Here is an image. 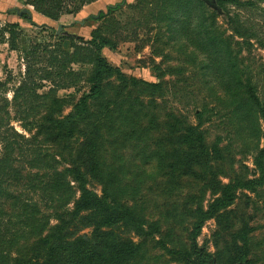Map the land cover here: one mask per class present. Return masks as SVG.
<instances>
[{
  "label": "rangeland",
  "instance_id": "374dc122",
  "mask_svg": "<svg viewBox=\"0 0 264 264\" xmlns=\"http://www.w3.org/2000/svg\"><path fill=\"white\" fill-rule=\"evenodd\" d=\"M36 3H0L8 112L0 119L17 132L0 135V182L9 188L0 196V264L45 262L52 243L41 239L63 213L69 223L58 236L74 243L66 257L76 264L88 247L79 238L96 240L105 215L116 220L102 227L107 247L85 263L264 264V0H74L73 14L61 13L63 0ZM15 6L34 23L10 13ZM103 40L111 46L99 54ZM98 55L124 76L90 95ZM93 136L104 169L86 184L107 205L75 216L80 191L65 168H85L80 145ZM197 144L208 148V166ZM250 180L211 214L222 184Z\"/></svg>",
  "mask_w": 264,
  "mask_h": 264
},
{
  "label": "trees",
  "instance_id": "16d2710c",
  "mask_svg": "<svg viewBox=\"0 0 264 264\" xmlns=\"http://www.w3.org/2000/svg\"><path fill=\"white\" fill-rule=\"evenodd\" d=\"M38 1L43 2L44 0H27V3L33 4V5L38 7V5L36 3ZM73 1L74 0H63V3L60 4V5H62V8H61L62 14L63 13L73 14V13L77 12V10L79 9L78 7L81 4L78 2L79 5L75 4L72 8V6L71 7L69 6L70 5L69 2L72 3ZM82 1L84 4L86 2H93L94 0H82ZM228 1H233V0H217V3L219 6L224 7L226 2H228ZM57 6L59 8V5H57ZM57 6H54V7H57ZM120 6H121V4H119V3L116 5L109 6L108 12H112L114 9L119 8ZM15 11L18 14H23V17L27 18L32 23H34V20H33V17L31 15L30 11L25 13V12H22V10H20L21 13H19V9H15V8L10 9V13L15 12ZM61 13L56 15V17L58 19L61 16ZM105 15L106 14L103 11H101L98 17L90 16V18L101 19ZM11 28H14V27L12 26ZM92 42L96 43L95 41H92ZM105 46H111L110 42L103 40L100 44L97 43V47H96L98 49L97 52L100 54V51ZM96 61H97V64H96L95 70L93 71L92 75L88 79L89 84L92 85L90 95L95 94L97 91H99L100 83H102L104 81V79H106L107 77H110L114 74H118L119 76H124L122 71L119 68H116V67L108 64V62L105 59H103L100 55L97 56ZM87 98H89V96L84 97V99H87ZM4 108H3V106L0 105V113L4 112L5 114H8L7 111L5 112ZM197 114H200V112H197ZM42 121H49V119L37 121L40 126L43 123ZM10 123H11V121L6 122L4 119H0V135L4 134L3 131L7 132L9 130H12L17 134V132L14 130V128L10 125ZM34 123H35V121H34ZM65 127L68 128V124L65 125ZM41 128L44 130L46 128V125H45V128L42 126H41ZM193 131H194V134L192 135V138L201 137L202 134H198L201 132H197L198 131L197 129H193ZM67 135L68 134L56 135V136H54V139L52 141L55 143L56 142L59 143L61 140H63V138H67ZM51 136H52V134H51ZM5 137L6 136H4V138ZM16 141H19V140H16ZM10 142H13V141H10ZM8 143H9V141H7V144ZM100 145H101V141L97 136H93V137H89V138L86 137L85 140H83V142L80 145L81 146L80 152H81V154H84V158L82 161L86 165L84 168L85 170L81 169V164L74 165L73 167L71 166V167L65 168L66 176L71 177V179L74 178V182L77 183L78 191H80V197L76 201L75 209L73 211L74 212L73 214L75 216H79L80 213L84 210L104 209V206L107 205L106 203L103 202L104 199H102V203H101V201L99 203L100 197H98V195L95 192L91 191L87 187V184H86L87 180L85 178V176H87L88 174L97 176L96 173L103 172L104 166L102 167V161L104 159V156H103L102 152L100 151V149H101ZM196 149H198V150H196ZM194 151L196 154H198V156H197L198 160L205 162L206 163L205 165L208 166L212 162L211 161V154L209 153V150L207 147H205L203 145L201 146L200 144H197V146H194ZM86 158L88 159V161L86 160ZM203 165H204V163H203ZM63 176L66 177L64 174H63ZM253 183L254 182L252 180H250L247 182L246 181L245 182H231L229 184H222V186L220 188V195L217 196L209 206V211L211 212V214L214 215V213H218L220 210H223V209L229 207L230 204L236 198V196H237L236 191L239 189V187L241 185L245 186L247 184H253ZM69 185L73 191V187L71 186L70 182H69ZM5 193L9 194V188H3V186L0 182V196H3ZM106 197H107V195H106ZM115 207H118V204H116ZM109 208L113 210L114 207L111 208L109 206ZM203 211H204L203 209H199V212L202 213ZM128 212L129 211H127V213ZM64 215H65V213H63L62 215H59V218H58V219H60L62 224H57L56 226H52V227L48 226L49 230H48L47 236H45V238L41 239L42 242L46 243V241H49L52 244H50L49 248H47V254L45 256L47 258H46L45 262H43V263L39 262L38 264H76V263L72 262L71 260L68 261L67 257H66V255L74 254V250L72 248V245L74 243L70 244L68 241L63 240V238H65V237L58 236V233L61 234V230L63 229L64 225L66 223L67 224L69 223V221L65 218ZM114 223H116V220L112 216L105 215L102 218V220L96 224V226L93 230V232H94L93 235L96 237L97 241L95 239L92 240L89 238H87V239L86 238L83 239L81 237L79 238L80 240L84 241L88 245V247H86L83 251L81 250V253L78 255L80 257V259L83 260V262L81 264H89V263L84 262V256L85 257L90 256L93 251L100 254V253H102V250H104L107 247L102 241L106 239V234H108V232L102 231V227H104V226L108 227V226L113 225ZM201 223L202 222H200V224L198 223V229L201 226ZM99 238L100 239L102 238V241L99 242ZM101 242H102V244H100ZM80 249L81 248H77V250H80ZM99 250H101V252ZM127 258L129 260L130 256H127ZM28 261H30V260H26L25 263L30 264V263H28Z\"/></svg>",
  "mask_w": 264,
  "mask_h": 264
},
{
  "label": "crops",
  "instance_id": "0c3cea01",
  "mask_svg": "<svg viewBox=\"0 0 264 264\" xmlns=\"http://www.w3.org/2000/svg\"><path fill=\"white\" fill-rule=\"evenodd\" d=\"M2 1L4 2L5 5H7V2H10L11 0H0V3H2ZM112 5V4H109V6ZM1 6V5H0ZM90 7V6H88ZM14 9V8H13ZM15 9H19L15 6Z\"/></svg>",
  "mask_w": 264,
  "mask_h": 264
},
{
  "label": "water",
  "instance_id": "95a60500",
  "mask_svg": "<svg viewBox=\"0 0 264 264\" xmlns=\"http://www.w3.org/2000/svg\"><path fill=\"white\" fill-rule=\"evenodd\" d=\"M110 6H112V5H110ZM22 12H29V10L26 8V9H23ZM19 13H21L20 10H19ZM99 14H100V13H99ZM99 14H98V15H92V16H93V17H98Z\"/></svg>",
  "mask_w": 264,
  "mask_h": 264
}]
</instances>
